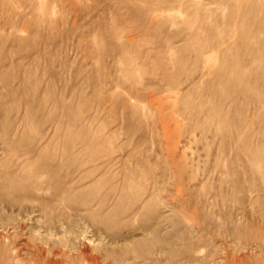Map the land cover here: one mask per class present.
Masks as SVG:
<instances>
[{
	"label": "rangeland",
	"instance_id": "rangeland-1",
	"mask_svg": "<svg viewBox=\"0 0 264 264\" xmlns=\"http://www.w3.org/2000/svg\"><path fill=\"white\" fill-rule=\"evenodd\" d=\"M88 256L264 264V0H0V264Z\"/></svg>",
	"mask_w": 264,
	"mask_h": 264
},
{
	"label": "bare ground",
	"instance_id": "bare-ground-1",
	"mask_svg": "<svg viewBox=\"0 0 264 264\" xmlns=\"http://www.w3.org/2000/svg\"><path fill=\"white\" fill-rule=\"evenodd\" d=\"M205 43H206V42H205ZM181 59H182V57H181ZM176 61H177V60H176ZM170 62H171V61H170ZM173 64H174V62H173ZM225 82H226V81H225ZM243 91H244V90H243ZM50 159H51V158H50ZM42 160H43V159H42ZM47 160H48V159H47ZM46 162H47V161H46ZM31 164H32V163H31ZM44 164H46V163H44ZM40 165H41V164H40ZM41 166H42V165H41ZM44 167H45V166H44ZM40 169H41V167L38 165V169H37V171H39ZM34 173H35V172H34ZM33 175H34V174H33ZM37 177H38L37 175L34 176V178L36 179L35 182L37 183L36 189H35V187L32 188V189H35V190H37V189L39 190V186H40V187L42 186V185H41V182L43 183V181L39 182V180H38L39 178L37 179ZM40 177H41V176H40ZM41 180H42V179H41ZM15 184H16V183H15ZM43 184H44V183H43ZM11 185H12V184H11ZM32 186H33V185H32ZM22 187H23V186H22ZM9 188H10V187H9ZM41 188H43V187H41ZM48 189H49V188H48ZM41 190H42V189H41ZM135 193H136V192H135ZM69 200H70V199H69ZM60 202H61V201H60ZM65 203H66V199H65ZM70 204H71V203H70ZM45 205H46V204H45ZM131 205H132V204H131ZM42 206H43V205H42ZM33 208H34V207H33ZM35 209H36V207H35ZM37 209H38V208H37ZM41 209H42V208H41ZM41 211H42V210H41ZM31 212H33V211H32V207H31ZM50 215L53 216L51 213H50ZM47 217H48V216H47ZM57 217H58V216H57ZM57 217H56V218H57ZM45 218H46V217H45ZM53 218H54V217H53ZM48 219H49V218H48ZM57 219H58V218H57ZM47 226H49V225H47ZM102 226H103V225H102ZM48 231H49V230H48ZM63 231H64V230H63ZM121 232H122V231H121ZM44 233H46V232H44ZM49 233H51V231H50ZM118 233H119V232H118ZM116 234H117V233H116ZM119 234H120V233H119ZM26 236H27V235H26ZM41 240H42V239H41ZM56 243H57V242H56ZM109 243H110V242H109ZM114 243H115V242H114ZM112 244H113V243H112ZM7 245H8V244H7ZM8 248H9V246H8ZM52 248H53V247H52ZM71 248H72V247H71ZM22 249H23V248H22ZM22 249H21V250H22ZM31 249H32V248H31ZM13 250H14V248H13ZM2 252H3V251H2ZM17 252L20 253V249H19ZM83 252H84V251H83ZM83 252H82V253H83ZM86 252H87V251H86ZM8 253H9V252H8ZM11 253H12V252H11ZM82 253H80V255H81ZM84 253H85V252H84ZM15 254H16V253H15ZM35 254H36V253H35ZM54 254H55V253H54ZM54 254H53V255H54ZM58 254H59V253H58ZM58 254H57V255H58ZM86 254H87V253H86ZM111 254H112V253H111ZM11 255H12V254H11ZM81 256L83 257V255H81ZM81 256H80V257H81ZM106 256H108V255H106ZM106 256L104 255V258H102V259H105ZM40 257H41V256H40ZM55 257H56V256H55ZM69 257H70V256H69ZM77 257H78V259H79V260H78V262H79V261H80L79 255H78ZM90 257H95V256H93V255L91 256V255H90ZM96 257H97V256H96ZM20 258H21V257H20ZM71 258H72V257H71ZM85 258H86V257H85ZM88 258H89V256H88ZM98 258H99V257H98ZM98 258H97V259H98ZM81 259H82V258H81ZM86 259H87V258H86ZM89 259H90V258H89ZM89 259H87L88 262H89ZM97 259H95V260L90 259V260H92V261L94 262V263H93V262H91V263H92V264H99V263L96 262ZM100 259H101V258H100ZM143 259H144V258H143ZM15 260H16V259H15ZM17 260H18V259H17ZM60 260H61V259H60ZM10 261H11V259H10ZM12 261H13V260H12ZM43 261H44V260H43ZM56 261H57V260H56ZM61 261H62V260H61ZM81 261H82V260H81ZM84 261H85V260H84ZM98 261H99V260H98ZM102 261H103V260H102ZM104 261H105V260H104ZM8 262H9V260H8ZM76 262H77V261H76ZM85 262H86V261H85ZM95 262H96V263H95ZM24 263H25V262H24ZM44 263H45V261H44ZM55 263H56V262H55ZM83 263H84V262H83ZM13 264H15L14 261H13ZM48 264H52V261L50 260V258H49ZM80 264H81V262H80ZM87 264H88V263H87Z\"/></svg>",
	"mask_w": 264,
	"mask_h": 264
}]
</instances>
